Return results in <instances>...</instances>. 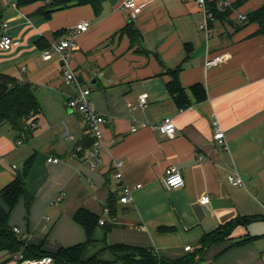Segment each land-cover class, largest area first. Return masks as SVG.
Returning <instances> with one entry per match:
<instances>
[{"label":"crops","instance_id":"obj_1","mask_svg":"<svg viewBox=\"0 0 264 264\" xmlns=\"http://www.w3.org/2000/svg\"><path fill=\"white\" fill-rule=\"evenodd\" d=\"M125 1L106 0L99 16L83 5L46 17L37 11L43 1L0 0V41L4 34L14 41L9 50L0 47V72L32 83L42 108L31 135L0 125V192L31 159L28 197L10 210L9 226L34 257L58 259L62 249L85 244L82 260L105 264H133L138 248L169 260L190 256L192 264H264V36L255 34L258 22L237 17L264 0H232L233 12L211 22L210 37L199 28L197 0H137L136 17ZM206 1L211 7L218 0ZM83 20L89 28L79 31ZM129 26L139 31L134 42ZM73 36L69 67L106 119L96 166L86 155L94 141L86 119L67 104L77 90L64 82L63 56L43 54ZM226 52L228 60L206 65ZM174 74L182 96L168 85ZM165 117L176 125L173 137L155 127ZM215 121L225 143L214 138ZM78 146L85 153L75 154ZM169 165L181 169L182 187L164 186ZM235 170L244 185L228 180ZM124 186L133 188L128 203L120 201ZM204 195L209 204L201 203ZM0 205L9 210L1 195ZM81 211L96 219L91 236L76 218ZM231 221L226 235L207 241ZM0 264H14L11 254L0 252Z\"/></svg>","mask_w":264,"mask_h":264},{"label":"trees","instance_id":"obj_2","mask_svg":"<svg viewBox=\"0 0 264 264\" xmlns=\"http://www.w3.org/2000/svg\"><path fill=\"white\" fill-rule=\"evenodd\" d=\"M37 1H43L44 5L37 11L46 17H49L54 11L69 8L71 6L90 5L96 16L101 15L103 6L106 0H18V5L30 4ZM244 0H239L242 2ZM233 2V7H234ZM215 6V3H213ZM233 12V8H227L223 11H217L216 17H228ZM247 21H256L259 24L255 34L264 36V4L257 10L252 11L247 16ZM125 30L131 35L133 42L134 37L138 36V29L132 26L126 27ZM139 48H137L138 50ZM170 88L174 94L183 95V88L179 82L178 76L174 74L169 81ZM42 112L41 104L36 95V87L28 82L21 81L14 76L3 74L0 72V125L9 123L16 129H22L27 136L31 135L36 129V125ZM31 159L26 162L23 171H20L15 180L6 186L0 192L3 200L8 204L9 210L4 209L0 205V252L6 251L11 256L20 250L28 258H36L40 256H31L27 253V248H23V241L18 237L17 233L9 226V212L22 196L28 197V189L25 182L26 173L30 167ZM29 203V200L28 202ZM110 207V206H109ZM111 209V208H110ZM76 218L86 225L88 234L91 236L93 226L96 224V219L92 214L86 212H78ZM236 222V221H235ZM235 222H229L223 227V231L217 230L207 234L205 238L208 240L216 239L226 235ZM85 244H79L67 249H62L57 255L58 259L67 264H105L96 258L88 261H83L81 258ZM138 258L134 259L133 264H192V257H183L178 260H169L159 257L152 253L149 249L138 248ZM130 256H132L130 254Z\"/></svg>","mask_w":264,"mask_h":264},{"label":"built area","instance_id":"obj_3","mask_svg":"<svg viewBox=\"0 0 264 264\" xmlns=\"http://www.w3.org/2000/svg\"><path fill=\"white\" fill-rule=\"evenodd\" d=\"M201 10L203 12V21L199 25V28L204 31L207 37L211 35V28L210 24L216 19V12L223 11L227 8H233V1L232 0H218L215 3V6L209 7L207 5L206 0H197ZM124 6L132 12L133 17H136L142 10V6L137 2V0H126ZM238 19L241 22L247 21V15L244 13L239 12L237 14ZM6 23H3V27H6ZM89 28V23L86 20L79 22L76 25V29L79 31H86ZM14 41L12 37L7 34H4L0 41V47L9 50L12 48ZM76 46V42L73 37H69L67 39H63L61 42L56 43L53 45L52 48L46 49L44 51V57L49 58L54 52L60 53L63 56L65 65L63 71V79L64 82L67 84L74 85L76 88V94L71 96L68 100V106L76 112L82 113L86 119L88 131L93 135L94 141L91 149L86 154L88 155L89 160L91 161L92 166H96L97 163L100 161V143L104 137V123L106 121L105 116L99 113L94 106L92 105L91 99V89L88 87H84L74 70L69 67L68 64V56L69 51ZM231 57L230 53H221L215 56H209L206 60V65H215L221 63L223 61L228 60ZM147 104V95L144 94L140 97V106L144 107ZM148 122H144L143 126H149ZM160 131L166 134L169 137H173L176 134V125L171 117H165L163 121L157 125H155ZM214 138L217 140L219 144L225 143L226 141V134L223 128L221 127L218 121L214 122ZM132 130L136 131L137 127L132 126ZM85 153V148L83 146L76 147L75 154ZM57 162L59 159L57 158H50V161ZM122 161H117L115 163V167L117 169L115 173V178L117 180H121L123 178V167ZM163 184L166 188H179L185 184V178L181 171V169L177 165H169L165 169V173L163 176ZM228 180L232 185L241 186L244 185V180L241 177L240 173L235 170L228 174ZM140 187V185H137ZM123 195L120 197V201L123 203H128L132 200V193L133 188L130 186H124ZM210 195H204L201 198L202 204H209L210 203ZM60 200V197L57 201ZM105 212L109 213L110 209L108 207L105 208ZM101 224H104L105 221L101 220ZM16 233H19L18 228H14ZM187 250L190 249V246L186 247ZM12 260L14 264H53L54 257L51 255H43L41 257L36 258H28L25 256L23 250L17 251L12 255Z\"/></svg>","mask_w":264,"mask_h":264},{"label":"rangeland","instance_id":"obj_4","mask_svg":"<svg viewBox=\"0 0 264 264\" xmlns=\"http://www.w3.org/2000/svg\"><path fill=\"white\" fill-rule=\"evenodd\" d=\"M131 255L138 256V253L137 252H133V253H131Z\"/></svg>","mask_w":264,"mask_h":264}]
</instances>
